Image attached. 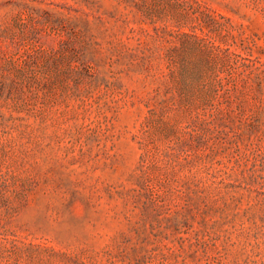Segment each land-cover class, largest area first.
I'll use <instances>...</instances> for the list:
<instances>
[{"label": "rangeland", "instance_id": "374dc122", "mask_svg": "<svg viewBox=\"0 0 264 264\" xmlns=\"http://www.w3.org/2000/svg\"><path fill=\"white\" fill-rule=\"evenodd\" d=\"M0 264H264V0H0Z\"/></svg>", "mask_w": 264, "mask_h": 264}]
</instances>
